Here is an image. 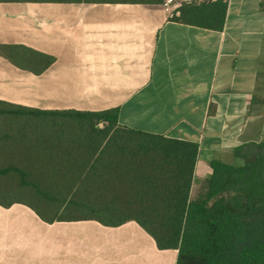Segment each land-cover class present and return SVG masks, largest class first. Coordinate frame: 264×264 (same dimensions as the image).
Instances as JSON below:
<instances>
[{
  "label": "crops",
  "instance_id": "crops-1",
  "mask_svg": "<svg viewBox=\"0 0 264 264\" xmlns=\"http://www.w3.org/2000/svg\"><path fill=\"white\" fill-rule=\"evenodd\" d=\"M181 11L186 21L162 0L0 1V45L17 60L0 53V102L118 107L119 126L195 142L194 194L211 160L241 164L235 148L264 141V0ZM36 53L53 61L42 68ZM61 210L46 218L26 200L0 201V264H175L177 249H159L135 220Z\"/></svg>",
  "mask_w": 264,
  "mask_h": 264
},
{
  "label": "trees",
  "instance_id": "trees-1",
  "mask_svg": "<svg viewBox=\"0 0 264 264\" xmlns=\"http://www.w3.org/2000/svg\"><path fill=\"white\" fill-rule=\"evenodd\" d=\"M173 19L186 21L180 9ZM12 48L0 45V53L17 63ZM36 54L42 68L53 61ZM0 103L6 105L0 113L77 121L80 131L69 140L87 145L79 168L64 170L61 185H52L45 170L32 173L37 180L30 183L44 199L60 200L61 214L73 205L105 224L135 220L159 249H177L175 264H264V141L236 147L241 164L211 160L210 176L191 195L195 142L119 126L118 107L41 110Z\"/></svg>",
  "mask_w": 264,
  "mask_h": 264
},
{
  "label": "rangeland",
  "instance_id": "rangeland-1",
  "mask_svg": "<svg viewBox=\"0 0 264 264\" xmlns=\"http://www.w3.org/2000/svg\"><path fill=\"white\" fill-rule=\"evenodd\" d=\"M3 107L6 108V105L0 103V108ZM101 126L102 123L97 125ZM79 131L77 121L70 118H36L31 115L0 113V170L5 171L0 172V201L26 200L44 217L55 216L61 201L47 200L38 194L30 186L31 182L37 180L32 175L34 172L36 175L40 171H50L51 184H63L64 170L72 167L78 169L79 164L76 162L80 161L86 151L85 142L74 145L69 140L73 133ZM15 169L24 171L27 178H21ZM67 208L61 215L75 217L90 214L81 207L69 205Z\"/></svg>",
  "mask_w": 264,
  "mask_h": 264
},
{
  "label": "built area",
  "instance_id": "built-area-1",
  "mask_svg": "<svg viewBox=\"0 0 264 264\" xmlns=\"http://www.w3.org/2000/svg\"><path fill=\"white\" fill-rule=\"evenodd\" d=\"M217 0H162V7L167 14L169 19H173L178 16L179 9L184 4L190 3H204V2H212ZM224 2H228L229 0H222Z\"/></svg>",
  "mask_w": 264,
  "mask_h": 264
}]
</instances>
